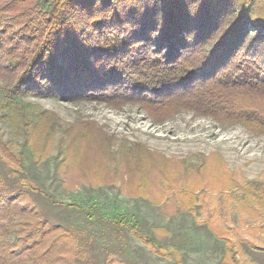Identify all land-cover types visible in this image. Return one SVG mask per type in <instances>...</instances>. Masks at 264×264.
Returning a JSON list of instances; mask_svg holds the SVG:
<instances>
[{
  "label": "trees",
  "instance_id": "obj_1",
  "mask_svg": "<svg viewBox=\"0 0 264 264\" xmlns=\"http://www.w3.org/2000/svg\"><path fill=\"white\" fill-rule=\"evenodd\" d=\"M23 92L110 104L133 100L160 115L188 105L264 135V0H0L1 103L33 158L42 161L53 119L40 114L26 127L33 120L18 107ZM93 123L69 125L66 164L73 137ZM0 159L7 169L0 168V264H123L100 243L105 228L119 242L126 228L180 264L176 250L126 216L82 207L88 228L45 217L30 196L42 185L24 173L23 153L1 135ZM61 169L67 175L66 165ZM217 176L224 175L218 170ZM253 187L244 185L247 192Z\"/></svg>",
  "mask_w": 264,
  "mask_h": 264
},
{
  "label": "rangeland",
  "instance_id": "obj_2",
  "mask_svg": "<svg viewBox=\"0 0 264 264\" xmlns=\"http://www.w3.org/2000/svg\"><path fill=\"white\" fill-rule=\"evenodd\" d=\"M77 98L32 92L18 97L19 109L33 120L26 127L40 114L53 119L51 139L42 140L47 154L36 161L0 95V135L23 153L24 173L42 185L30 196L45 217L88 228L90 218L78 210L94 208L139 221L167 250H176L180 264H264V135L188 105L160 115L133 100ZM80 120L94 121L93 127L73 137L75 154L66 164L67 129ZM0 168L7 171L1 159ZM218 170L228 178H218ZM48 195L61 203H51ZM103 232L106 254L123 264H175L126 228L120 242L107 236L110 228Z\"/></svg>",
  "mask_w": 264,
  "mask_h": 264
}]
</instances>
